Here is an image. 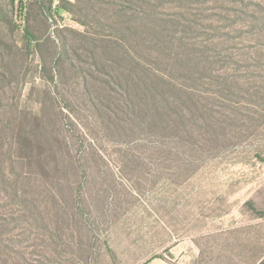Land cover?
<instances>
[{
    "label": "rangeland",
    "instance_id": "rangeland-1",
    "mask_svg": "<svg viewBox=\"0 0 264 264\" xmlns=\"http://www.w3.org/2000/svg\"><path fill=\"white\" fill-rule=\"evenodd\" d=\"M263 254L264 0H0V264Z\"/></svg>",
    "mask_w": 264,
    "mask_h": 264
},
{
    "label": "trees",
    "instance_id": "trees-1",
    "mask_svg": "<svg viewBox=\"0 0 264 264\" xmlns=\"http://www.w3.org/2000/svg\"><path fill=\"white\" fill-rule=\"evenodd\" d=\"M31 2H32V0H18L19 7H20L21 10L26 9L27 6L30 5ZM51 5L52 4L50 3V5L48 6V10H50V11L52 10V6ZM59 9H60V6H55L54 7V10H56V11H58ZM25 36H26V38L28 40V43L31 44L32 41H33V38L31 36L30 32L26 31L25 32ZM255 264H264V257L261 260H259L258 262H256Z\"/></svg>",
    "mask_w": 264,
    "mask_h": 264
},
{
    "label": "crops",
    "instance_id": "crops-1",
    "mask_svg": "<svg viewBox=\"0 0 264 264\" xmlns=\"http://www.w3.org/2000/svg\"><path fill=\"white\" fill-rule=\"evenodd\" d=\"M263 257H264V254L260 257L259 260H261ZM141 264H172V263L166 260L165 258H163L162 256H154Z\"/></svg>",
    "mask_w": 264,
    "mask_h": 264
}]
</instances>
